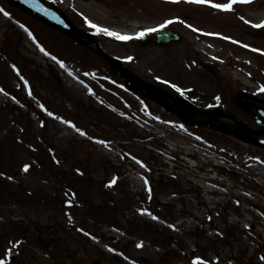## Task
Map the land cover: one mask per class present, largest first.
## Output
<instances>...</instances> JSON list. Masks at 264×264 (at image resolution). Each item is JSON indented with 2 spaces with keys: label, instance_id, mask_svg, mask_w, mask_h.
I'll use <instances>...</instances> for the list:
<instances>
[{
  "label": "rangeland",
  "instance_id": "374dc122",
  "mask_svg": "<svg viewBox=\"0 0 264 264\" xmlns=\"http://www.w3.org/2000/svg\"><path fill=\"white\" fill-rule=\"evenodd\" d=\"M49 1L143 81L214 104L264 133L241 101L264 100V56L219 40L210 43L219 57L195 55L202 43L191 28L264 48L251 27L264 20V0L230 12L183 0ZM0 8L9 13L0 12V260L264 264L263 147L189 121L135 90L95 48L8 0ZM86 20L129 35L182 20L169 27L185 33L197 65L184 69L178 46L169 52L142 47L141 39L117 41ZM206 61L223 82L202 69Z\"/></svg>",
  "mask_w": 264,
  "mask_h": 264
},
{
  "label": "water",
  "instance_id": "95a60500",
  "mask_svg": "<svg viewBox=\"0 0 264 264\" xmlns=\"http://www.w3.org/2000/svg\"><path fill=\"white\" fill-rule=\"evenodd\" d=\"M18 6L23 7L25 10H29L39 16L41 19L45 20L49 24L63 30L70 36L78 41L92 45L100 50V46L94 35L83 32L75 27L64 13L57 8L54 4L46 0H11ZM171 43H176L177 38L175 34H168ZM150 44H158L163 46V34L160 33L157 36L156 42L152 41L150 38L143 40V45L147 46ZM112 65L118 69L125 77L130 79L133 86L137 89L151 92L155 94L163 103L172 107L173 109L182 112L186 115L187 119L206 124L212 127H216L222 130H227L231 133L237 134L241 137L247 138L254 143L264 146V134L252 132L244 129L237 121L227 116L219 113L214 106L202 107L195 105L188 101H181L173 98L166 93L160 91L159 89L150 86L142 82L137 76L126 69L123 64L117 59H111ZM214 75L217 76V72L212 67H207ZM242 101L246 107L254 113L256 116L264 121V102L258 101L254 98L243 97Z\"/></svg>",
  "mask_w": 264,
  "mask_h": 264
},
{
  "label": "snow or ice",
  "instance_id": "6c2138e0",
  "mask_svg": "<svg viewBox=\"0 0 264 264\" xmlns=\"http://www.w3.org/2000/svg\"><path fill=\"white\" fill-rule=\"evenodd\" d=\"M168 2L170 3H180L181 0H168ZM183 2L185 3H190V4H197V5H207L211 8H214V9H217L219 11H224V12H230L233 10V6L238 4V3H241V4H248V3H251L252 0H228L227 3H214L212 2V0H183ZM0 12L3 13V15L5 17H8L9 16V13L4 11L3 8H0ZM241 19H244L243 17H241ZM86 22L88 23L89 27L91 28H95L96 29V32L97 34H104L108 37H111L117 41H121V42H128V41H131V40H139V39H142L144 36H146L148 33H151V32H158L160 29H163V28H166L168 25L172 24V23H175V22H179V23H184V21L182 20H167L165 21L164 23H162L159 28H150V29H146V30H143V31H140V32H137L135 35H129V34H122L120 32H116V31H112L108 28H105V27H100L96 24H93L91 23V21H87ZM244 22L247 24L249 23V21L247 20H244ZM188 27H191L190 25H187ZM251 27L253 28H257V29H264V21H261L260 23H253L251 24ZM193 31H198V29H195L193 28L192 29ZM205 34H208V33H205ZM29 35H31V33H29ZM224 39H229L228 37H223ZM233 43H236V41H233ZM244 47H247V45H244ZM43 51V49H41ZM252 51H257V49L253 48ZM47 54V53H45ZM264 54V53H262ZM53 59H55V57H53ZM129 60L132 59V57H128ZM61 67H64V65L61 63ZM162 83H167V81H161ZM172 87L176 88V91L180 92V89L178 87H176L175 85H172ZM261 91L264 92V87H261ZM181 95H183V93L181 92ZM217 100H219V97L216 98ZM49 115H51V113H49ZM81 135H83V133H81ZM100 143H104L103 141H100ZM29 170L28 166L25 165L24 167V171L27 172ZM115 183V180H113L109 186H111V184H114ZM145 183H147V181H145ZM153 219H156V217H153ZM85 235H87V233H85ZM10 243L13 244V247H15V242L14 241H11ZM137 247H142L141 244H138ZM11 251V249L9 250ZM111 251V249H110ZM262 260H264V257H261ZM0 264H6V261L4 260H0ZM192 264H207L206 261L200 259L199 257H197L196 259H194L192 261Z\"/></svg>",
  "mask_w": 264,
  "mask_h": 264
},
{
  "label": "flooded vegetation",
  "instance_id": "af4514ba",
  "mask_svg": "<svg viewBox=\"0 0 264 264\" xmlns=\"http://www.w3.org/2000/svg\"><path fill=\"white\" fill-rule=\"evenodd\" d=\"M236 21H237V19H236ZM179 25H181V24H179ZM193 28H195V27H193ZM167 29H170V27L168 26ZM199 30H200V32L194 31L195 35L198 37L197 43H202V47L201 48H198L196 45H194L197 48V49H195L197 51V53L195 55H198V56H200V54L203 53L207 57H212V56H215V55H216V57H219V55H217L215 53V51L213 50V48L211 47V44L210 43L211 42L214 43V41H217V40L222 41L224 43H228L229 42L228 41L229 39H233L232 36L227 35V34H223L222 32L221 33L223 35H221L220 32H219V35L222 36V37L218 38L215 35L216 34L215 31L206 30V29H203V28H201ZM259 32L260 31L257 30V32L254 35L255 38H258V36L260 34ZM205 33H208V34H205ZM181 34L183 36V42L180 44V46H178V49L180 50V52H179L180 55L179 56L182 59V61H184V69H186V70H192L193 67H195L197 65V58L196 57H190L192 51L189 50V48H190L189 46H185L184 45L185 44L184 42L186 40L185 39V33L182 32ZM223 37H228L229 39H224ZM234 39H237V38H234ZM172 48L173 47L166 48L165 50L170 52V50L172 51ZM187 49H188V51H187ZM184 89L185 88H183V90ZM180 97L181 98H184V99L194 100V99H191V98L186 97V95H184V94L183 95H180Z\"/></svg>",
  "mask_w": 264,
  "mask_h": 264
}]
</instances>
